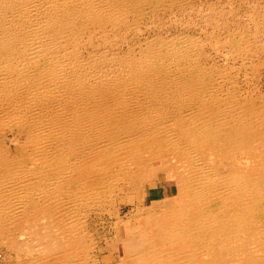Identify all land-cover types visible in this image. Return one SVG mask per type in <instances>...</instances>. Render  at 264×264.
I'll return each instance as SVG.
<instances>
[{"label":"bare ground","instance_id":"bare-ground-1","mask_svg":"<svg viewBox=\"0 0 264 264\" xmlns=\"http://www.w3.org/2000/svg\"><path fill=\"white\" fill-rule=\"evenodd\" d=\"M214 1L0 0L11 264H264V0Z\"/></svg>","mask_w":264,"mask_h":264},{"label":"rangeland","instance_id":"rangeland-1","mask_svg":"<svg viewBox=\"0 0 264 264\" xmlns=\"http://www.w3.org/2000/svg\"><path fill=\"white\" fill-rule=\"evenodd\" d=\"M216 1L217 0H215L214 2H216ZM228 1H231V0H228ZM233 1H235V3H237V5L234 7L236 13H238V15H239V13L241 12V14L243 15V13L245 12V8H243V0H241V2H240V0H233ZM239 9H241V10H239ZM242 15H241V19L244 20L245 18ZM263 72L259 76L260 77V80L258 81V83H259V89H260L261 92H264V73ZM171 185H172V183H168V189L169 190H171ZM145 195H146V191L145 190H142L140 196H145ZM98 220H99V223H98ZM92 221H91V223L92 224L94 223V224L93 225L92 224L90 225V229L93 230V233H94L95 237L97 236L96 240L98 239L99 243H101L98 248H104V247H105V249L107 248L106 250H108V251H105V253L103 254V257L104 256H110L111 255V252H109V247H112L114 245V230L112 229V231H111V223L109 222V220L106 217L101 216V215L100 216H96ZM108 238H109V243H108V245H106L105 244V239H108ZM13 262L14 263L17 262L16 261V254L8 251L3 246V244L0 243V264H11Z\"/></svg>","mask_w":264,"mask_h":264}]
</instances>
